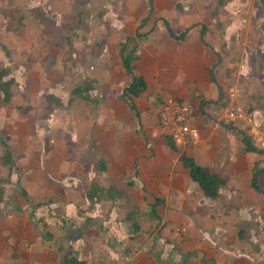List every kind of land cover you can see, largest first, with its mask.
Wrapping results in <instances>:
<instances>
[{
    "label": "crops",
    "instance_id": "0c3cea01",
    "mask_svg": "<svg viewBox=\"0 0 264 264\" xmlns=\"http://www.w3.org/2000/svg\"><path fill=\"white\" fill-rule=\"evenodd\" d=\"M159 6L152 27L127 10L122 32L95 29L90 44L65 47L59 73L22 75L0 65L13 80L10 101L0 99V136L12 160L2 163L0 144V264H62L68 255L87 264H264V146L247 130L256 147L247 150L245 125L213 115L229 99L246 104L264 140V75L239 84L228 78L234 52L222 59L219 47L228 52L232 29H224L222 43L203 26L177 30L167 22L172 5ZM127 38L131 73L119 53ZM238 65L234 77L244 71ZM133 74L144 76L147 87L129 97L123 90ZM39 79L62 84L61 121L30 123L2 113L14 102V87ZM74 82L64 94L63 84ZM79 86L87 90L74 93ZM168 99L192 113L193 130L174 148L159 121ZM182 154L224 180L215 199L191 180ZM234 241L246 243L238 254L224 246Z\"/></svg>",
    "mask_w": 264,
    "mask_h": 264
},
{
    "label": "rangeland",
    "instance_id": "374dc122",
    "mask_svg": "<svg viewBox=\"0 0 264 264\" xmlns=\"http://www.w3.org/2000/svg\"><path fill=\"white\" fill-rule=\"evenodd\" d=\"M217 1L0 0V65H6L10 72L17 73L19 71L22 75L59 73L65 47L70 50L81 48L82 44H90L87 41L91 37V31L95 29L101 30L106 27L112 31L121 30V16L124 15V12H130L129 14L134 17L146 16L147 25L152 27L153 23L159 22L161 18V15L155 16L161 10L159 5L169 2L172 6L168 10L175 13L172 19H167V22L177 30L187 29L192 25L203 26L206 29H211L213 36L222 43L224 29L226 27L232 29L233 34L228 40V52L226 53L224 50V44L219 47L223 55L222 59L225 58V54L229 55L234 52L231 59L229 58V63L232 65L228 67V78H233L239 84V79L246 76L264 75V0H228L226 5L221 8L218 7ZM150 3L153 5L152 9ZM80 27L89 29V33L83 35L79 30ZM95 31L93 37L96 35ZM113 40L116 42L115 39ZM74 52L73 50L72 53ZM36 55L40 56L35 60L33 57ZM238 62L245 68L243 73L239 71V77H234V73L238 71L234 66ZM34 84L38 90L32 91L33 95L28 96L30 86ZM22 85L20 83L23 88ZM75 85V82L68 85L63 84L64 94ZM44 87L47 90L51 88L52 91H55L56 95L53 94V96L57 99V103L55 98L53 100L46 98L48 94L43 89ZM61 91L62 84L42 79L36 83L35 81L30 82L23 89L14 87L13 105L11 103L3 105L2 113L5 115L13 111L16 117L29 120L30 123L59 122L61 121L59 120L60 113H65L67 108L64 107L66 97ZM232 103L234 102L230 99L221 105L217 103L215 114L213 111L215 119L225 107ZM36 105L40 106L39 111L35 110L34 106ZM204 110L208 111L207 108ZM240 127L244 130L242 135L248 137V129L241 125ZM249 196H245V198ZM251 200L252 198L249 199V202ZM249 212L252 216L255 214ZM242 229V233L245 232V228ZM239 244L246 247V243H239V241L226 242L224 246L230 251L235 250L236 252L239 250Z\"/></svg>",
    "mask_w": 264,
    "mask_h": 264
},
{
    "label": "trees",
    "instance_id": "16d2710c",
    "mask_svg": "<svg viewBox=\"0 0 264 264\" xmlns=\"http://www.w3.org/2000/svg\"><path fill=\"white\" fill-rule=\"evenodd\" d=\"M227 1L228 0H218L217 1L218 7L221 8L225 6ZM185 33L186 31H182L179 33V36ZM131 45H132L131 38L124 39L120 43V51H119L123 67L130 73L134 69V65L132 63L134 59V55H133L134 49L133 48L127 49V48L131 47ZM8 73L9 71L6 68L0 67V99L4 102L10 101L12 96L11 86L13 84V80L12 78L5 79V76H7ZM146 87L147 84L144 76L133 74L131 82L129 83V85L126 86L123 92L124 95L126 96L136 97L140 95L142 92H144ZM81 90H87V87L79 86L75 88L73 92L75 93ZM202 103L203 100H201L199 105H201ZM166 138L168 139L169 145L172 148H174V142L169 137L168 134L166 135ZM241 138L244 139V141L246 142L247 150L256 149V147L253 145V142L250 141L249 137H245L242 135ZM0 144L4 147V153L1 157L2 163L4 165H7L12 161L11 152L7 146V143L4 141V139L1 136H0ZM181 162L183 166L188 169L191 180L198 184L203 195L209 199H215L219 194V189L224 184V180L217 173H213L207 167L199 165L198 163H196L194 158L187 156L186 154L181 155ZM61 262L62 264H87L84 261L78 260L75 255H68L62 257Z\"/></svg>",
    "mask_w": 264,
    "mask_h": 264
},
{
    "label": "built area",
    "instance_id": "2783aa9c",
    "mask_svg": "<svg viewBox=\"0 0 264 264\" xmlns=\"http://www.w3.org/2000/svg\"><path fill=\"white\" fill-rule=\"evenodd\" d=\"M190 117L191 113L188 112V109L182 102L168 99L162 104L159 121L161 127L167 131L169 137L175 143H178L185 140L189 131L193 130L189 122ZM218 119L225 123H243L253 140L261 142L264 146V140H258L261 130L255 125L254 118L246 104L232 103L228 105L219 113Z\"/></svg>",
    "mask_w": 264,
    "mask_h": 264
}]
</instances>
